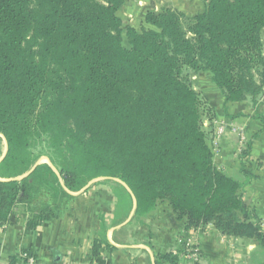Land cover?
I'll return each instance as SVG.
<instances>
[{"label": "trees", "instance_id": "trees-1", "mask_svg": "<svg viewBox=\"0 0 264 264\" xmlns=\"http://www.w3.org/2000/svg\"><path fill=\"white\" fill-rule=\"evenodd\" d=\"M124 3L0 0V228L18 208L31 215L28 231L62 219L70 193L106 178L122 191L125 219L133 204L114 180L134 196L130 223L167 202L186 230L211 225L264 253L244 201L254 176L215 167L204 129L214 112L190 79L210 73L224 105L264 103V0H209L193 17L150 11L140 31L123 27ZM42 157L52 168L16 180ZM108 229L101 221L92 257L113 249ZM157 258L178 264L172 254Z\"/></svg>", "mask_w": 264, "mask_h": 264}, {"label": "crops", "instance_id": "crops-1", "mask_svg": "<svg viewBox=\"0 0 264 264\" xmlns=\"http://www.w3.org/2000/svg\"><path fill=\"white\" fill-rule=\"evenodd\" d=\"M124 1L118 13L123 27L140 31L149 28L144 23L147 12L173 9L193 17L205 11L209 0ZM262 40L264 43V32ZM190 79L214 112V119L204 122V129L215 167L235 178L241 170L254 176L244 190V201L248 212L258 221L264 220V103L255 108L249 101L224 105L210 73ZM219 124L226 126V132L216 139ZM248 144L250 151L241 159ZM121 195L115 184L98 182L74 196L62 219L43 222L33 231L26 230L31 215L16 209L11 223L0 228V264H9L11 258L16 259L15 264H24L22 255L26 253L39 264H170L157 258L169 254L177 257L178 264H264L262 250L248 240L224 236L211 225L186 230L167 202H159L154 212L140 221L126 223L132 210L125 219ZM130 199L132 202L131 195ZM101 221L109 228L106 237L113 249L102 247L100 254L92 257ZM188 247L196 250L195 258L188 256Z\"/></svg>", "mask_w": 264, "mask_h": 264}, {"label": "built area", "instance_id": "built-area-1", "mask_svg": "<svg viewBox=\"0 0 264 264\" xmlns=\"http://www.w3.org/2000/svg\"><path fill=\"white\" fill-rule=\"evenodd\" d=\"M225 132H226V126H224L223 124H219L215 132L216 139H218ZM240 143L242 144V146L245 144V138L242 135L240 136ZM259 225H260L261 230L264 232V220L260 221ZM187 253H188V256L192 258H195L197 256L196 250L189 248V247L187 248ZM22 260L24 261V264H39L38 261L32 256L28 257L26 255H22Z\"/></svg>", "mask_w": 264, "mask_h": 264}, {"label": "water", "instance_id": "water-1", "mask_svg": "<svg viewBox=\"0 0 264 264\" xmlns=\"http://www.w3.org/2000/svg\"><path fill=\"white\" fill-rule=\"evenodd\" d=\"M4 143H5V149H4V152H3L2 156L0 157V162L3 160V158L5 157V155H6V153H7V144H6V141H5V140H4ZM44 160H45V161H43V162H40V161L37 162V163L32 167V169H31L28 173H26V174H24L23 176L17 178L16 180H21V179L27 177L30 173H32V172L35 170V168H36L38 165H40V164H42V163H46L49 167L52 168L51 163H50L47 159H44ZM114 181H116V182L120 183L122 186H124V187L126 188V190L128 191V193L131 195L132 202H133V207H132V211H131V213H130L129 218H128V220L126 221V223H128V222L130 221V219L132 218L133 214H134L135 207H136V201H135V198H134V196L132 195L131 191L128 189V187H127L126 185H124L123 183H121V182L118 181V180H114ZM93 182H94V181L90 182V183H89L85 188H83L80 192H78V193H70V194L73 195V196H75L76 194H80V193L84 192V191H85V190H86V189H87V188H88ZM126 223H125V224H126Z\"/></svg>", "mask_w": 264, "mask_h": 264}, {"label": "rangeland", "instance_id": "rangeland-1", "mask_svg": "<svg viewBox=\"0 0 264 264\" xmlns=\"http://www.w3.org/2000/svg\"><path fill=\"white\" fill-rule=\"evenodd\" d=\"M123 45L126 46V42H125V41L123 42ZM195 91L198 92V93L201 95V93H200L198 90H195ZM201 97H202V95H201ZM202 99L204 100L203 97H202ZM204 102L207 104L208 107H210V105H209L205 100H204ZM4 149H5L4 139H3L2 136H0V157H1V155L3 154V152H4ZM44 159H46V158L42 157L39 161H40V162H43V161H45ZM105 180H106V178H98V179H94V180H92V181H94V182H93L90 186H92V185H94V184H96V183H98V182H100V183H105V182H104ZM107 180H108V179H107ZM92 181H90V182H92ZM90 182H89V183H90ZM89 183H88V184H89ZM88 184H87V185H88ZM87 185H86V186H87ZM86 186H85V187H86ZM90 186H89V187H90ZM85 187H84V188H85ZM89 187H88V188H89ZM82 189H83V188H82ZM86 190H87V189H86ZM86 190H85V191H86ZM80 191H81V190H80ZM80 191H79V192H80ZM133 216H134V214H133ZM133 216H132V218H133ZM132 218H131V219H132ZM131 219H130V221H131Z\"/></svg>", "mask_w": 264, "mask_h": 264}]
</instances>
